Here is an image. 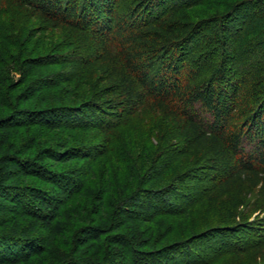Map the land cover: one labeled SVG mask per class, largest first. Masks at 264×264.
Masks as SVG:
<instances>
[{
  "label": "trees",
  "instance_id": "1",
  "mask_svg": "<svg viewBox=\"0 0 264 264\" xmlns=\"http://www.w3.org/2000/svg\"><path fill=\"white\" fill-rule=\"evenodd\" d=\"M17 5L64 32L28 43ZM3 56L0 264H264V0H0Z\"/></svg>",
  "mask_w": 264,
  "mask_h": 264
},
{
  "label": "rangeland",
  "instance_id": "2",
  "mask_svg": "<svg viewBox=\"0 0 264 264\" xmlns=\"http://www.w3.org/2000/svg\"><path fill=\"white\" fill-rule=\"evenodd\" d=\"M13 4H10L9 1H3L2 3V7L3 9L2 10H6V11H12L11 7H12ZM15 10V17H19L22 22H23V26H24V30H25V33L28 34L29 38H27L29 41H27L28 43H32V40H33V43L36 39L38 38H52V37H57L59 33H63L65 28L62 29L61 27L58 28V30H55L53 28H45V25L42 24L41 22H43L38 15L36 14H31L32 12L29 10V9H22L20 8L19 9V6H15V8H13ZM6 11H5V14H6ZM20 20V21H21ZM69 33H72V31L70 30ZM47 35V36H45ZM74 35V34H73ZM76 39V38H75ZM50 40V39H49ZM18 64V65H17ZM23 60H20V63H16L15 61L12 60L11 57H5L3 56V60L2 62L0 63V89L1 90H5V87L7 85H11V88L14 86H18L17 83H18V80H20L21 78H23L24 76V68H23ZM3 67L5 69H3ZM5 82V84H4ZM39 85H35V87L37 88ZM34 87V88H35ZM16 88V87H15ZM23 87H18L15 89V91L12 92V94H16L17 96V99H20V95H18L20 92H22ZM11 96V94H10ZM41 96V95H40ZM42 99V97H39ZM39 98H36L35 102H26V101H21L19 100L18 101V104L21 105V107H24V108H35L37 107L36 104L38 105H41L39 102ZM26 102V103H25ZM32 103V104H31ZM51 105H54V104H50ZM40 133V127L39 126H35V125H31L29 127H26V129H21V133H20V138L22 139H26L28 137H34L36 139L37 135H39ZM68 132H66V130H61V129H56V130H52L51 132L47 133V132H43V134H41V138L38 139V141H36V146L34 148V151L44 147V146H47V144L49 145H52L54 146L56 142L60 141L62 139V136H64L65 134H67ZM95 133V131L93 130H90L89 131V134L90 135H93ZM105 137V135H104ZM83 138V137H82ZM105 139V138H104ZM63 141V139H62ZM73 141V140H72ZM92 142V141H91ZM82 144L86 145V147H96L98 148L97 145L101 144L103 147H102V150H99L101 151V155L98 157V162H102L104 161L105 164L104 165H100V163L98 165H96L97 169H98V178L101 179L104 177V175L106 174L105 172L108 171V170H111L112 172L111 173H115V170L114 168H116V166L119 164L117 163V161H115L113 159V156H112V153L111 151L109 152V150H107V146L105 145V141L103 140H98V141H94V143H89V142H85V139L83 142H81ZM88 149V148H87ZM93 152V151H92ZM102 160V161H101ZM114 160V161H113ZM81 164V162H79L77 159H73V162L69 163L68 165H64V164H56V166H54V168L52 167V169H56L58 171H64L65 168H68V167H71L72 166L74 167L75 165L76 166H79ZM62 173V172H60ZM125 174L123 173L122 170H120L119 172V176H118V180H124L125 179ZM35 182V185H38L40 187H42L43 189H47V191H49L48 189H50V191H53V193H56V195H59V190L56 189L55 186H49L47 184H43V182L35 179L32 183ZM60 196V195H59ZM31 196H29L30 198ZM176 199L175 196H172L170 197V200L173 202V200ZM53 202H56V201H53ZM5 202L1 201L0 200V205L3 204ZM39 203L36 202L35 205H38ZM60 207V206H58ZM46 208L45 207H42L40 204H39V211H43L45 210ZM30 219H28L29 221ZM35 224H37L36 226V232L35 233H38L40 236H44L48 233V230L44 229V227H42V225H39L40 224V221L38 220L37 222H33ZM47 231V232H46ZM205 240H201V241H197L194 243V246H193V249L194 250H200V249H204L206 250V247L204 246V242ZM207 241V240H206ZM170 256H172V254H168L167 255V263L168 264H173L175 260H171Z\"/></svg>",
  "mask_w": 264,
  "mask_h": 264
}]
</instances>
